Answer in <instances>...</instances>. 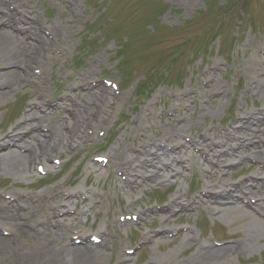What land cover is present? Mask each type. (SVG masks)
Wrapping results in <instances>:
<instances>
[{"label":"rangeland","instance_id":"374dc122","mask_svg":"<svg viewBox=\"0 0 264 264\" xmlns=\"http://www.w3.org/2000/svg\"><path fill=\"white\" fill-rule=\"evenodd\" d=\"M71 1L74 3L72 8L58 0H3V4H0L3 10L10 2L19 5L42 26L50 29L56 38V43L48 47L45 53L43 48H47V44L37 46V52L44 54L49 59V64L42 65L48 72L45 87L42 90L37 87L36 89L32 88L30 84L32 81L29 80V83L20 85L11 92L12 95L0 99V117L2 114L4 115L0 122L1 135L8 132L15 121L22 117L26 105H33L32 101L36 100L41 103L44 96L58 101L66 93V95L71 93L77 101L85 99L89 93L85 89L78 88V84H81L79 81L67 82L75 71L89 69L91 72L90 78L87 80L89 85L92 81L96 84L98 77L115 78L123 87V94L119 101L112 98L110 92L107 102L102 101L104 103L102 106L105 108L103 112H107L106 116L110 119L105 124L108 132L104 139L96 137L95 132L98 128L96 127L92 140L86 138L81 140L82 136L79 135L76 138L77 141L71 142L73 143L71 145L54 147L51 155L58 154L64 159L59 170H54L55 173H50L47 176H39L32 166L31 173L25 176L3 174L0 175V189L12 192L26 191L34 194L58 188L92 190L98 193L101 191L102 201L100 204L95 205L93 210H90L89 207L83 209L84 213L80 220H83L87 213L88 218L85 224L87 228L90 226L94 212H100L98 208L105 207L113 213L115 207L132 204L136 197L143 206V203H153L155 200L166 201L176 193L184 194L188 189L183 179H173L172 182L166 184L170 185V194L160 192V188L153 187L152 189V186H145L144 189L128 195L117 188L118 178L114 166L106 170L102 169L98 174L93 169H88L87 165L90 163L88 157L93 153L112 149L122 150L124 147L140 145L143 141L142 138L146 137V144L149 138L162 139L165 134L162 133L163 129H159L158 125L167 124V128L173 129L175 121L171 120L168 123L164 121L165 118L161 114L156 112L151 116L139 118L137 114L145 105L153 102L152 106L157 107L156 110L160 113L162 108L172 106L168 92L177 93L189 87H202L204 93L194 91L193 94L189 92L188 95L187 93L185 95L183 103L190 106L192 113L191 111L189 113H191L192 119H195V123L193 126L191 123L190 126H186L187 129L181 130L180 140L183 139L185 133L191 135L192 132L196 135L198 130L205 133V130L213 128L222 132V126L226 127L229 132L239 125L238 118L241 115L263 107L264 95L257 92L259 84L258 87H254V84L247 83L250 71L242 65V62L248 59L255 62V57L258 60L264 59V54H261L259 49L261 46L264 47V0ZM42 36L44 37V35ZM51 47L66 49L65 56L50 54ZM29 59L30 63L34 59L38 60L34 56ZM223 61H227L226 66L221 65ZM218 63L221 67L218 70L223 69V72L215 71L218 75L215 78L216 83H214L210 80V76L205 74V71ZM259 67L264 66L256 64L251 75L264 79V70L258 69ZM202 78L209 80L208 86L202 85ZM22 80L24 79L20 78L19 84H22ZM72 86L78 89L72 90ZM218 89L223 94L215 98L213 92ZM92 90L97 89L93 88ZM37 92L44 94L40 100L36 98ZM193 100H195L194 104H192ZM114 102L116 105H112ZM98 104L99 101H92L88 105L91 110L95 111ZM201 104L211 105V109H216L213 113H207L202 119L197 116ZM66 107L70 112H73V107L66 103L61 109L56 110L58 113L68 114L64 111ZM180 111L184 113L182 108ZM90 114L96 118L95 114ZM44 123L50 124L51 122L45 120ZM63 123V120L59 123L62 130L64 129ZM139 123L141 126H151V128H147V131L145 130L146 136H142V133L133 135L130 132L131 128L137 127ZM37 125L35 126L37 127ZM88 126L90 125L87 124L83 128V136L88 134ZM170 132L175 135L178 133L176 130ZM257 137L264 139V131L257 132L255 138ZM202 138L206 139L208 135L205 134ZM252 141L254 140L252 139ZM33 143L37 145L34 140ZM35 149L37 152L38 148ZM127 151L132 154L128 148ZM189 152L193 153L190 150ZM245 163L247 164L232 171L228 177L242 179L259 169V166L250 164L248 166L249 162ZM198 176L199 170L196 171L193 168L190 193L195 188L203 186L204 178ZM206 180L214 183L213 180ZM148 189L150 191L146 192V195H142L141 190ZM115 191L119 192L121 203H119ZM182 199L185 200V198ZM138 202L134 204L133 208L141 207ZM91 203H93L92 200L88 202L89 205ZM201 214L203 215L201 221L208 229L201 233L197 227L195 228L196 234L200 233L198 237L201 236L198 243L191 244V247H188L190 245H181L185 241L182 235L171 239H160L158 243L162 245L147 246L139 254L135 264L144 263L151 253L161 255L164 264H190L189 259L195 253L197 244L207 241L210 235L207 232L210 229L223 238L232 236L243 238L239 230L242 229L246 220L241 219L232 224L225 223L220 217L214 219L203 208ZM184 217H187L188 222L193 223L192 225L195 220L200 221L196 213L187 214ZM0 220L14 224L1 215ZM183 220L181 219L182 222ZM96 224L94 230L103 226L110 227L111 219L96 221L94 225ZM169 224L173 225L174 223ZM119 234L121 238L122 233L119 232ZM18 237L20 238L16 239L18 241L16 251L4 255L3 259L2 254L4 253L0 252V264H20L19 259L25 257V250L31 251L43 246L46 252L47 243L48 252L54 250L52 253L56 254L60 245L65 246L66 242V237H62L63 239L57 242V236L53 235V238H50L49 234L39 238L37 242L33 241L34 238L25 237L24 233L19 234ZM111 239L116 243L117 248L122 242L127 241L123 238L121 242L115 236H111ZM27 240L28 243L25 242ZM48 240H55V242L51 243ZM110 247L109 243L107 250H110ZM236 254L235 257L230 256L228 263H224L225 258L216 262L210 260L211 263L208 264H264V239L257 240L251 251L242 248ZM115 257L116 255H113L106 264ZM66 260H70V258H66Z\"/></svg>","mask_w":264,"mask_h":264},{"label":"bare ground","instance_id":"6f19581e","mask_svg":"<svg viewBox=\"0 0 264 264\" xmlns=\"http://www.w3.org/2000/svg\"><path fill=\"white\" fill-rule=\"evenodd\" d=\"M190 1L192 2L193 0H190ZM35 34L39 39L44 40V38L37 31ZM59 35L61 34L59 33ZM36 45H37L36 43H32L31 41H26L24 38L21 39L19 35H16L10 32L8 29L0 27V65H11V67L8 68L7 70L0 71V94H1L0 96H2L0 97V99H3L4 97H8L10 95L9 93L13 91L15 86L21 85L19 84V81L22 76V73L16 68H14L12 65L29 63L30 62L29 57L31 56H34V58L39 59L41 63L43 64L44 63L49 64V59H47L44 54L37 52ZM255 60H256L255 62L250 61V59L244 60L242 62V65L246 66L248 70L250 71V74L247 77L248 78L247 83L249 85L254 84V87H258V84H259L257 92L259 94L264 95V79L262 77L257 78L255 75H251L253 74L251 72H253V70L255 69L256 64L264 66V59L258 60L255 57ZM260 68L264 70V67H259L258 69ZM90 74H91L90 70L85 68L84 71L83 70L75 71L71 75L70 79L67 80L68 83H74L76 81H79V83L84 82L85 86H88L86 91H88L89 94L85 97V99H83L82 101L81 100L77 101L72 96H67L66 98H63V100L61 99L57 103L58 106L64 105L62 103H66L69 106H72L74 110V115L68 116V114L58 113L56 109L55 110L51 108L47 109L48 107L46 106L44 107L43 111H41L40 113L39 111L35 110L31 106H26L27 108L24 109L22 117L14 125L13 131L18 130L19 128H24L25 130H28L31 132L30 134L31 138H34L35 136H39L37 142L41 145V151H39V153H42L43 158L48 159L51 156V153H52L51 151L54 150L53 149L54 147L55 148L57 146L64 147V145L70 144L73 141L76 142L77 141L76 138L82 134L83 128L87 124H89L90 127L95 128V127L105 126L104 124L109 121V118L107 121V116H106L107 112H103V109L105 108L104 106H102L104 104L102 103V101L107 102V98L110 95V91L106 89V87L98 86V85H97V88H95L97 90H92L93 87L89 85L87 81L90 78L89 76ZM211 75L214 77L217 76V74L213 72L211 73ZM36 77H34L35 79L32 78L34 82V85H32V87L34 88L37 87L40 90H42L43 87H45V83L42 80V78L37 79ZM194 88L196 89L197 87L196 86L190 87L189 91L195 90ZM197 90H201L202 93L205 92L204 89L199 86ZM92 101H99V104H98L99 106L95 107V111L91 110V107L88 105ZM179 104H180V101L179 102L175 101L174 103H172L173 108L178 110ZM210 106L211 105L206 106L204 104H201L199 107L198 116L204 119L207 113H210V112L213 113L216 108L211 109ZM90 110L92 111V113L99 115L97 120L91 116ZM147 114H148V106L142 109L137 114V116L139 118H144L146 117ZM249 115L254 120L257 121L256 125L252 126L249 122L244 123L243 127L239 131H236V132L231 131L229 136H227V134L223 135L217 132L214 133V131L212 132L207 131V134L213 133L214 134L213 137L219 138L221 140V144L223 143L227 144L228 139L232 140L233 138H235L236 135H239V134L241 136L246 135L247 129H252L253 134H257V132H260L262 128L264 129V111L262 112L253 111L249 113ZM3 116L4 115L2 114L0 117V122L3 120ZM35 117L36 119L34 120ZM183 117H184V120L176 124V126L173 127V129L166 128L167 124L161 125V128L162 127L164 128L163 133L166 136L170 137L173 135L172 132L170 131H173V130L181 131L182 129H187L186 126H190L191 123L193 126V124L195 123V119L194 118L192 119L190 114L185 113L183 114ZM45 120L51 122L50 125L55 131V135L52 140H48V138H44L43 136H42L43 138H41L40 135H42V133H39L37 127L35 126L36 124H39L37 123L38 121L42 122ZM62 120L64 121L62 125L69 124L70 129L68 131H64L59 127L60 126L59 123ZM90 127H88L87 130ZM140 127H141V124L139 123L137 128H135L134 126L133 128H131L130 132L133 134L138 133L140 131ZM89 136L92 137L93 135L91 136L88 134L86 137L89 138ZM15 137L17 138L19 142H22V144H24L23 145L24 147H30V148L32 147L33 151L32 153H30V151L29 152L26 151L28 154L21 153L15 149H8L4 152L0 151L1 152L0 153V175H3V174L4 175L10 174L14 176L28 175L31 173V171H30V166L27 164V161L29 159H33V160L37 158L39 159V157L36 156L37 154L35 153L36 149L31 144L25 142L26 139L25 140L21 139L18 133L17 135L11 138L14 139ZM194 141L201 142V140L195 137H194ZM237 145L239 147H242L241 146L242 142L237 141ZM204 148L209 151V155L206 157L205 163L209 162L210 160L221 159L220 156L222 154H219V153L217 154V149L211 148L208 142L204 143ZM255 148L254 149L250 148L251 152L252 151L255 152ZM181 152H182L181 154H185L186 156H188V161L191 164H193L194 161H196V166L199 167L200 169V166L204 162L202 163L201 160L197 161L196 155H189V153L186 152V147L185 149H181ZM256 152L260 156H264V153H262L261 150L256 149ZM109 153L111 157V164L122 165L126 169V172L131 174V176L133 177L139 176V174H141V172L147 169V167L149 166L159 167L158 164L160 163V157H158L157 154H153L149 158H146L147 156L142 157L139 155L129 156L126 153L125 148L121 152L117 151V149H112V150H109ZM226 153L227 154L225 155V157L227 158L230 156L229 154L230 152L227 151ZM158 154L162 155L159 152ZM172 156L173 154L171 153V155H168L166 158L171 160ZM238 156H240L239 153H238ZM218 170H219V166L214 168V171L217 172ZM152 171H154L153 173L155 174L157 173V169L152 170ZM164 172H167V171H163L161 175L157 176L152 182L161 183L162 181L166 180ZM258 172L262 176V178H264V171H258ZM136 178H139V177H136ZM260 183L264 184V180L261 181ZM150 184L152 185V183ZM246 185L247 184L242 183L238 187L236 186L235 188H232L229 192L230 193L235 192L233 197L238 199L239 193L241 192V190L240 191H237V190H239L240 187L246 186ZM119 189L123 190L124 192H128V190L122 184L119 185ZM223 192L216 200L205 202V204H203L202 206L205 208L207 213L211 214L213 218L222 217L223 220L228 223L229 222L233 223L240 219L246 220L245 223L242 225V228L244 230L243 232L244 237L240 243V246L242 248H245L247 251H249L253 248V245L257 240H261L262 238H264V221L258 216L251 214L250 211H247L244 205H240L238 203H235L234 205H231V206L226 205ZM250 193L264 194V189L261 186H259L257 189L255 187V189L253 188V190L250 189ZM27 200L28 199H23L24 202H27ZM213 202H216V203H213ZM194 203H196V207L200 206V203L197 200V198H196V201L194 199ZM33 208L29 210V214H27L28 216H25V215H22L21 213L16 214L15 212H13L10 208V205L0 203V215L8 219H11L13 221H16L20 218L34 217L35 211H33ZM17 228L19 229L20 232H24L27 237H32V238L43 237L46 232H49L50 234L53 235V233L56 230L57 232L56 234L59 235L58 239H56L57 242L61 240L62 235L64 233V230L60 228L52 231L48 227V225H45V224L42 225V227L35 226L33 227L32 230H29V229L22 228L20 226V223H18ZM7 239L8 238L6 237L0 236V252L6 255L9 253H12L13 251H16V249L18 248V245L16 243L14 244L7 243ZM191 239H192L191 242H193L194 237L192 236ZM189 240H190V236L186 238L187 242H189ZM25 242L28 243V241H25ZM54 242H55L54 240L51 241V243H54ZM186 244L187 243H184V245ZM233 246L234 245H232V248ZM208 247L209 248L200 247V250H196L195 254L190 258V261L194 264H204L205 261H209L211 259H220V258H225V257L227 258L228 257L227 253L229 251H233L232 249H230V246L228 245H223L220 247L208 245ZM58 250L59 251L56 254L52 253L54 250H52V252H48V243H47L46 252L43 246L39 249L37 248L31 251L25 250L26 251L25 257L21 255L23 258L20 259V264H106V261H107L106 258L108 256V253H106L104 249L99 248L94 245L70 246L67 244L66 246L60 245ZM20 251H23V250H20ZM66 258H70V260H66ZM151 260H152V264H162L163 263V258L160 255L155 256V258H152ZM124 264H128V263L125 262ZM206 264L208 263L206 262Z\"/></svg>","mask_w":264,"mask_h":264}]
</instances>
